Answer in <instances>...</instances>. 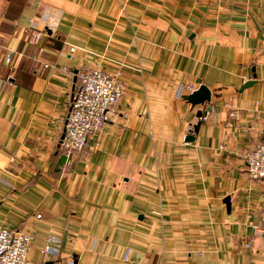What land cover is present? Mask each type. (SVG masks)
I'll return each instance as SVG.
<instances>
[{"label": "crops", "instance_id": "obj_1", "mask_svg": "<svg viewBox=\"0 0 264 264\" xmlns=\"http://www.w3.org/2000/svg\"><path fill=\"white\" fill-rule=\"evenodd\" d=\"M97 67L125 93L68 155ZM262 142L264 0H0V226L33 235L29 264H264V181L240 157Z\"/></svg>", "mask_w": 264, "mask_h": 264}, {"label": "built area", "instance_id": "obj_2", "mask_svg": "<svg viewBox=\"0 0 264 264\" xmlns=\"http://www.w3.org/2000/svg\"><path fill=\"white\" fill-rule=\"evenodd\" d=\"M120 76L121 72L111 73L101 67L83 69L78 73L79 88L73 95L59 140L63 152L73 155L91 142L96 146L100 144L98 138L106 126L108 113L125 93ZM197 89L194 85L188 86L190 92ZM208 115V112H203L199 119L205 121ZM240 157L246 163L250 178L264 181V142L241 152ZM32 244L31 233L0 226V264H29ZM60 248L59 240L52 236L45 242L42 252L45 256H51ZM68 264H74V259L71 258Z\"/></svg>", "mask_w": 264, "mask_h": 264}, {"label": "water", "instance_id": "obj_3", "mask_svg": "<svg viewBox=\"0 0 264 264\" xmlns=\"http://www.w3.org/2000/svg\"><path fill=\"white\" fill-rule=\"evenodd\" d=\"M253 83H254L253 81L245 83L242 86L241 90H244L245 88L251 86ZM185 97L189 102L192 103V105L195 106L198 104L210 102L211 98H212V92L206 85L200 84L199 88L196 91H194L193 93H191ZM208 109H211V107L208 106ZM202 115H203V111L200 110L198 112L197 116L201 117ZM199 126H200V122H198L196 125L192 126L189 129V134H188L187 139H186L187 141H193L195 139V134L198 132ZM230 200H231L230 197L226 198V202L228 203V205H230Z\"/></svg>", "mask_w": 264, "mask_h": 264}]
</instances>
